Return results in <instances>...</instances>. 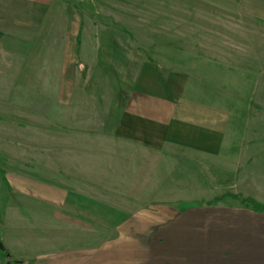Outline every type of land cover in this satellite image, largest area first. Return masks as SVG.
Returning <instances> with one entry per match:
<instances>
[{
    "label": "crops",
    "instance_id": "1",
    "mask_svg": "<svg viewBox=\"0 0 264 264\" xmlns=\"http://www.w3.org/2000/svg\"><path fill=\"white\" fill-rule=\"evenodd\" d=\"M59 2L0 0V260L264 264V212L228 196L264 203V154L240 148L230 86L151 61L129 81L96 77ZM226 14L249 19L252 98L264 0Z\"/></svg>",
    "mask_w": 264,
    "mask_h": 264
},
{
    "label": "rangeland",
    "instance_id": "2",
    "mask_svg": "<svg viewBox=\"0 0 264 264\" xmlns=\"http://www.w3.org/2000/svg\"><path fill=\"white\" fill-rule=\"evenodd\" d=\"M236 1L60 0L52 9L62 15L61 24L69 25L77 15L81 27L77 56L93 62L86 69L96 77L108 74L111 82L129 81L139 63L151 61L205 83L217 80L230 86L223 99L238 109L239 121L247 128L239 130L238 137L245 138L240 148L254 144L249 148L264 154V92L249 98V19L226 14L235 9ZM54 20L59 18L51 24ZM87 27L92 32L86 33ZM262 53L258 66L264 69ZM1 129L3 134L0 124ZM5 147L0 145V175L10 164L5 161ZM3 197L0 192V201ZM6 261L2 258L0 264H9Z\"/></svg>",
    "mask_w": 264,
    "mask_h": 264
},
{
    "label": "trees",
    "instance_id": "3",
    "mask_svg": "<svg viewBox=\"0 0 264 264\" xmlns=\"http://www.w3.org/2000/svg\"><path fill=\"white\" fill-rule=\"evenodd\" d=\"M229 197L238 200L242 205L251 208L255 212H264V203H259L251 198H245L241 195H228ZM9 264H22L14 260H7Z\"/></svg>",
    "mask_w": 264,
    "mask_h": 264
},
{
    "label": "water",
    "instance_id": "4",
    "mask_svg": "<svg viewBox=\"0 0 264 264\" xmlns=\"http://www.w3.org/2000/svg\"><path fill=\"white\" fill-rule=\"evenodd\" d=\"M0 251H4V246H3V244L1 243V241H0Z\"/></svg>",
    "mask_w": 264,
    "mask_h": 264
}]
</instances>
